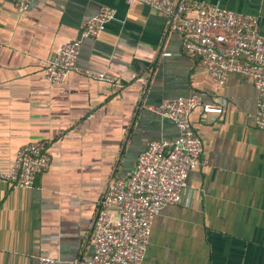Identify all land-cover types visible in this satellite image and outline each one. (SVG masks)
<instances>
[{"label":"crops","instance_id":"0c3cea01","mask_svg":"<svg viewBox=\"0 0 264 264\" xmlns=\"http://www.w3.org/2000/svg\"><path fill=\"white\" fill-rule=\"evenodd\" d=\"M183 1L255 15L264 34V0ZM103 6L115 18L81 39L77 65L118 84L78 73L48 81L58 45L79 38L82 19ZM192 94L222 113L191 112L206 162L188 172L179 202L154 217L140 264H264V131L254 120V85L235 74L214 82L183 50L173 20L141 2L32 0L20 13L14 0H0V171L29 142L44 141L50 158L32 188L0 181V264H38L41 253L61 264L84 260L109 182L132 170L150 140L178 136L150 107Z\"/></svg>","mask_w":264,"mask_h":264},{"label":"built area","instance_id":"2783aa9c","mask_svg":"<svg viewBox=\"0 0 264 264\" xmlns=\"http://www.w3.org/2000/svg\"><path fill=\"white\" fill-rule=\"evenodd\" d=\"M31 1L14 0L17 11L24 12ZM127 1L141 2L171 18L183 50L199 58L214 82L223 84L229 75L235 74L252 83L256 89L254 120L256 127L264 131V34L257 16L204 1ZM114 18L115 10L109 6L85 16L80 37L61 42L48 60L44 68L46 79L60 83L70 73H78L110 86L118 84L115 76L82 70L77 65L81 39L99 35L104 25ZM197 108L205 114L222 113L220 106L203 103L198 94L166 99L150 107L155 114L174 122L178 136L150 140L137 155L132 170L109 182L92 224L91 253L79 264L141 263L154 217L164 206L179 202L188 172L206 162L202 156V138L190 119L191 112ZM49 164L44 141L26 143L16 150L11 167L0 171V181L32 188ZM38 264L61 262L41 253Z\"/></svg>","mask_w":264,"mask_h":264},{"label":"water","instance_id":"95a60500","mask_svg":"<svg viewBox=\"0 0 264 264\" xmlns=\"http://www.w3.org/2000/svg\"><path fill=\"white\" fill-rule=\"evenodd\" d=\"M178 1H180V0H178ZM176 9H177V8H175V12H176Z\"/></svg>","mask_w":264,"mask_h":264}]
</instances>
